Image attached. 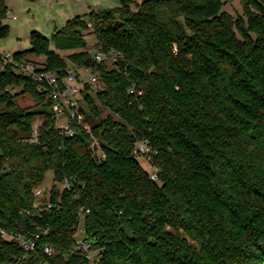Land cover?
Listing matches in <instances>:
<instances>
[{"label": "trees", "instance_id": "trees-1", "mask_svg": "<svg viewBox=\"0 0 264 264\" xmlns=\"http://www.w3.org/2000/svg\"><path fill=\"white\" fill-rule=\"evenodd\" d=\"M241 3L238 16L223 0L93 9L54 33L67 57L31 32L16 58L90 67L104 88L85 85L89 129L68 136L30 76L0 73V264H264V0ZM8 10L0 0V37ZM87 33L119 59L98 61ZM48 170L74 181L37 205Z\"/></svg>", "mask_w": 264, "mask_h": 264}, {"label": "rangeland", "instance_id": "rangeland-1", "mask_svg": "<svg viewBox=\"0 0 264 264\" xmlns=\"http://www.w3.org/2000/svg\"><path fill=\"white\" fill-rule=\"evenodd\" d=\"M9 7V13L5 23L8 24L9 29L7 35L0 37V52H17L31 48V32L37 30L47 36L49 39H53L54 33L62 28L68 19L81 15L88 18V13L91 10L106 9L118 7L122 4V0H5ZM141 1V0H136ZM223 10L238 16L243 13V7L241 0H223ZM16 16V17H15ZM86 40L88 42V51L95 53L97 51V38L93 33L86 34ZM51 47L57 49L55 43L52 41ZM58 50V49H57ZM61 55L67 57L71 52L60 51ZM45 56H36L29 54V61L34 64H43ZM97 87L101 90L104 88V83L99 78ZM21 87L13 89L14 92H20ZM18 102L22 106L36 107V101L28 94H20L18 96ZM42 117H38L35 120V128L42 123ZM61 123V120H58ZM146 167L149 170H153L148 161H144ZM54 184H57L60 190L63 189L62 183H55L54 172L48 170L45 173L43 183L40 187L35 189L36 204H40L43 196L47 198ZM38 189L41 193L38 194ZM6 236H9L6 234ZM87 247V245H85ZM89 254L94 257L96 252L89 251Z\"/></svg>", "mask_w": 264, "mask_h": 264}, {"label": "built area", "instance_id": "built-area-1", "mask_svg": "<svg viewBox=\"0 0 264 264\" xmlns=\"http://www.w3.org/2000/svg\"><path fill=\"white\" fill-rule=\"evenodd\" d=\"M9 13V10H8ZM16 17V16H15ZM95 58L100 61L103 59H111L116 62L119 59L120 53L111 49L108 51L97 48L94 53ZM11 67L17 74H24L31 77L32 81L38 86L41 93H47L52 100V108L57 119L56 128L60 132L73 136L76 133L75 122L83 127L89 129L88 124L84 121V113L81 108V98L85 93V85L90 84L97 88L99 82V75L90 67H81L78 65H68L65 68L45 69L43 64H34L31 61L19 60L15 57L13 52H0V73L5 71L7 67ZM61 120V123H58ZM151 148L146 144H141L137 151L146 155ZM66 179L62 186L63 188L70 187L73 183ZM38 194L41 190L38 189ZM51 206V204H49ZM2 234H7L5 230L0 228ZM11 236H16L15 234ZM21 246L25 250H32L35 247V242L22 236H18ZM82 243V240H81ZM48 254L54 252L53 247L45 248ZM4 264H17L4 263Z\"/></svg>", "mask_w": 264, "mask_h": 264}]
</instances>
